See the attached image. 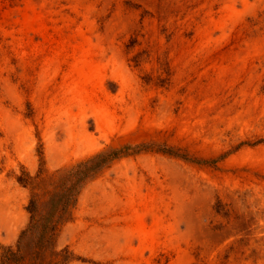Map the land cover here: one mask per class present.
Here are the masks:
<instances>
[{
  "label": "rangeland",
  "instance_id": "374dc122",
  "mask_svg": "<svg viewBox=\"0 0 264 264\" xmlns=\"http://www.w3.org/2000/svg\"><path fill=\"white\" fill-rule=\"evenodd\" d=\"M69 189L62 264H264V0H0V246Z\"/></svg>",
  "mask_w": 264,
  "mask_h": 264
},
{
  "label": "trees",
  "instance_id": "16d2710c",
  "mask_svg": "<svg viewBox=\"0 0 264 264\" xmlns=\"http://www.w3.org/2000/svg\"><path fill=\"white\" fill-rule=\"evenodd\" d=\"M72 189L65 192L52 193L49 200L44 203L46 212L40 211L37 199L31 201L29 211L31 218L28 226L22 231L17 248L0 246V264H62L69 257L61 255L54 250L56 231L66 220V213L70 204L74 202ZM49 253V254H48Z\"/></svg>",
  "mask_w": 264,
  "mask_h": 264
}]
</instances>
